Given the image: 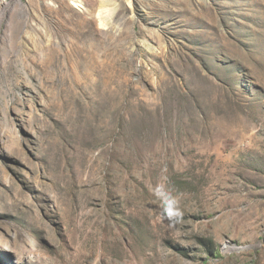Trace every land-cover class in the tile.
<instances>
[{"label":"rangeland","instance_id":"1","mask_svg":"<svg viewBox=\"0 0 264 264\" xmlns=\"http://www.w3.org/2000/svg\"><path fill=\"white\" fill-rule=\"evenodd\" d=\"M0 264H264V0H0Z\"/></svg>","mask_w":264,"mask_h":264}]
</instances>
